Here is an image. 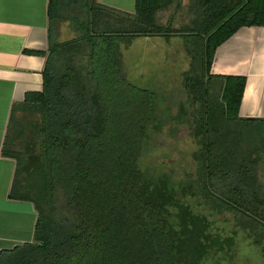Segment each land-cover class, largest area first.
<instances>
[{"label":"trees","instance_id":"16d2710c","mask_svg":"<svg viewBox=\"0 0 264 264\" xmlns=\"http://www.w3.org/2000/svg\"><path fill=\"white\" fill-rule=\"evenodd\" d=\"M177 1L134 0L131 19L113 14L111 21L88 0L48 2L46 50L28 53L44 58L41 90L11 106L0 150L15 165L8 198L29 202L36 219L31 242L2 252L0 264H201L211 250H223L208 220L176 198L164 176L146 179L137 168L157 106L122 70L118 45L136 36L191 39L182 82L196 105L198 180L181 196L197 193L206 209L232 212L264 237L257 168L264 120L237 116L244 77L209 73L215 49L238 29L264 27V0H187L199 18L190 31L157 25L156 13ZM59 21L74 24L76 38L57 42ZM79 45L85 53L77 57ZM253 125L263 131L257 145L251 130L243 133Z\"/></svg>","mask_w":264,"mask_h":264},{"label":"rangeland","instance_id":"374dc122","mask_svg":"<svg viewBox=\"0 0 264 264\" xmlns=\"http://www.w3.org/2000/svg\"><path fill=\"white\" fill-rule=\"evenodd\" d=\"M168 9L167 13L156 14L157 25L162 26L169 18L172 31L187 32L193 28L195 22H199V18L197 21L194 19V11L186 5ZM75 18L76 22L83 21L85 17L82 10L76 11ZM188 19H191L190 22ZM106 30L120 31L111 28ZM58 31V39L62 41L76 38L79 33L70 22H61ZM186 35L184 33L183 37L175 35L167 38L149 36L143 38L148 41L124 39L119 43L120 47H126L120 54V60L127 82L136 88L152 92L156 98V125L147 130L137 159V168L146 179L156 180L164 176L176 198L188 203L193 213L203 215L210 223V234L216 235L218 240L224 243L222 251L211 250L201 264H264V237L258 228L243 227L245 219L237 218L232 212L217 214L206 209L197 193L195 196H181V189H186L187 186L195 191L199 155V146L192 133L196 105H190L186 100L182 82V75L188 70L190 62L184 50L190 46L191 39ZM82 53H85V50L79 45L75 55L78 57ZM179 106L184 109L185 114H178ZM248 129L253 132L252 136H249L250 140L257 145L262 139V127L247 126L243 133L246 134ZM257 168L264 194V157L259 158ZM16 176L18 179L23 178L21 173ZM55 203L60 208V194L56 195ZM254 239L257 240L256 243Z\"/></svg>","mask_w":264,"mask_h":264},{"label":"crops","instance_id":"0c3cea01","mask_svg":"<svg viewBox=\"0 0 264 264\" xmlns=\"http://www.w3.org/2000/svg\"><path fill=\"white\" fill-rule=\"evenodd\" d=\"M49 1L51 0H0V150L11 106L21 102L25 93L41 90L44 58L28 53L46 50V7ZM88 2L99 6L101 12H108L102 20L111 21L113 14L131 19L134 12V0ZM179 5L189 8V1L171 3L158 12L167 13L168 8ZM78 10H82L85 16V7ZM169 20L171 19H166L162 26L170 27ZM61 22L70 21L58 22L56 41L59 43L65 42L58 39V26ZM144 37L149 36H136L131 40L139 41ZM120 46L119 54L126 50V47ZM209 73L214 76L244 77L245 85L237 116L240 119L264 120V27L238 29L215 49ZM14 170V161L0 154V254L30 243L36 219L29 202L8 198Z\"/></svg>","mask_w":264,"mask_h":264}]
</instances>
